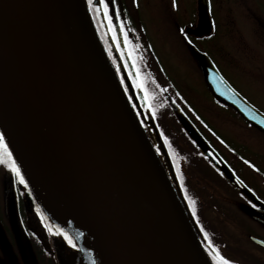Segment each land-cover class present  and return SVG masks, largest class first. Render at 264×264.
Masks as SVG:
<instances>
[{"label": "water", "instance_id": "water-1", "mask_svg": "<svg viewBox=\"0 0 264 264\" xmlns=\"http://www.w3.org/2000/svg\"><path fill=\"white\" fill-rule=\"evenodd\" d=\"M197 2L196 30L208 33L210 2ZM191 51L215 100L264 132V113L206 53L194 44ZM0 130L53 222L76 240L81 264H213L86 0H0Z\"/></svg>", "mask_w": 264, "mask_h": 264}, {"label": "flooded vegetation", "instance_id": "flooded-vegetation-1", "mask_svg": "<svg viewBox=\"0 0 264 264\" xmlns=\"http://www.w3.org/2000/svg\"><path fill=\"white\" fill-rule=\"evenodd\" d=\"M179 1L175 0V6L173 0H115V5L110 2V14L113 15L118 41L112 39L107 20H104L102 15H95L93 12L91 14L93 18L95 16L96 26L108 54L111 46L112 54L109 55L115 64L117 74L213 264H216V261L210 254L208 240H211L220 254L233 264H264V244L260 243L264 241V132L249 123L234 108L215 100L207 89L203 77V81L199 79V83L212 105V107L206 105V108L204 107L206 110H203L202 106L201 108L197 106L195 101L194 94L202 95L199 89L191 87L185 92L176 89L165 77L160 57L157 56L158 53H154L147 37L148 32H152L168 48H171L170 40L174 39L176 44L180 45L178 49L186 50V57L194 66L196 65L202 76L197 59L190 48L191 45H196L211 57L235 90L264 113V104L242 91L232 78L226 75L227 70L234 71L238 77L240 75L244 81L253 82L256 88L264 93V0L260 2L263 8L262 15H252L254 21L256 19L259 24V36L261 46L263 45L258 54L261 60L259 66L250 63V55L245 51L212 49L213 40L218 37L220 24L218 11L228 2L237 3L238 0H210L212 29L208 33L196 30L197 0L194 12H183L181 19L183 24L177 19L180 18V14L169 17L166 15V11L182 8ZM247 1L241 0L243 5H247ZM116 7L120 9L119 20L114 15ZM150 8L154 11L155 17L152 21H147L144 10L148 11ZM121 20L125 23L131 44L124 43V35L119 28ZM173 23L176 24L177 30L173 28ZM181 29H184V32H181ZM209 39L207 47L202 46L201 41ZM117 42L120 43L119 49L116 47ZM136 45L139 47H135ZM171 50L177 52L173 48ZM129 52L135 55L134 59L132 55H128ZM113 54L119 55L116 63ZM151 64L153 67L149 71ZM137 72L139 76H136ZM134 79L144 82L150 97L147 102L144 101L145 90L133 86ZM148 104L155 109V116L152 115ZM190 129L217 153L224 167L212 159ZM25 179L27 180L26 177ZM28 186L32 188L30 183ZM32 191L28 194V190L17 182L15 173L6 165L0 164V264L17 262L32 264L27 259V240L30 241L31 252L38 259L43 256L37 249L41 245L44 247V249L41 247L44 253L45 251L51 253L41 240L43 235L39 232V229L41 230L39 227L40 224L45 226L41 219L43 213L37 211L38 204ZM189 197L194 204L189 203ZM51 228L52 237L56 238L57 243L59 239L64 246L63 249L68 251L65 252L63 259L69 263L77 248L70 247L62 235H56L55 226ZM205 232L208 234L207 238ZM46 255L50 257V254ZM51 261L53 262L52 259Z\"/></svg>", "mask_w": 264, "mask_h": 264}, {"label": "rangeland", "instance_id": "rangeland-1", "mask_svg": "<svg viewBox=\"0 0 264 264\" xmlns=\"http://www.w3.org/2000/svg\"><path fill=\"white\" fill-rule=\"evenodd\" d=\"M179 2H180V5L182 6V8L179 10L172 9V11H166V15H168V17H169V15L172 16L173 14H180V18H177V19H178L179 23L183 24L184 22H183V20H181L183 17L182 16L183 12L184 11H187L189 13L194 12L196 0H180ZM230 2H228V4H226L225 6H223V8L220 11H218V13H217V17L219 19L220 24L218 27V37L213 40L214 44L212 46V49H215L217 51V49L221 50L222 48H225V49L230 50L231 52H233V51L236 52L238 49L241 52L245 51L246 53H249V55H250V63L252 65H258L259 66V64L261 63V60H260L258 54H260V52H261L260 49L262 48L263 45L261 46V38L259 36L260 35L259 24L256 21V19L254 21V18H252V15L253 14H255L257 16L262 15V9L263 8H262L261 3H260L261 0H257V1L248 0L247 5H243L241 0H238L237 3L233 2V1H230ZM237 4H238V6H237ZM248 6H250L251 8H249ZM167 9L169 10L168 7H167ZM144 11H145L144 15H145L147 21H152L153 18L155 17L154 11L151 8L148 11L146 9ZM92 19H93L92 22H93L95 31L98 34L99 31H98V28L96 26L95 20H94V18H92ZM158 25H159V22H157V26ZM172 26L174 29L177 30L175 23H173ZM98 36H100V35H98ZM147 37L149 40V44H150L151 48L153 49L154 53H158L157 56L160 57V60L163 64V68L165 69V73H166L165 77L168 79V81L170 83H173L175 88L178 90H181L182 92L187 91L191 87L199 89L200 94H202V95L198 96V95L194 94L195 101L197 102V106H200V108L202 106L203 110H206L205 109L206 105H209V107H212V105L208 102L206 96L203 93V92H205V90H203V87L199 83V79L202 80L201 73L199 72L196 65L194 66L193 62L191 60H189L188 57H186V55H185L186 50L182 51V50L178 49L180 45H177L176 44L177 42L174 39L170 40V44H171V48L175 49L177 52L172 51L171 48H168L166 44L161 43L160 40L157 37H155L152 32L149 31ZM100 38H101L100 40H102V37H100ZM209 41H210V39L207 41L206 40L201 41L202 46H204L206 48L207 43ZM213 54H214V52H213ZM112 57L116 63V58L119 57V55L113 54ZM110 60H112V59H110ZM147 64H149V61L147 62ZM151 67H153L152 64H151V66H149V71H150ZM133 71H134V69H133ZM152 71L154 73H157L156 70L152 69ZM200 71H201V69H200ZM226 75H228V77L232 78V80L235 82V84L242 91L249 94L250 97L252 96L255 100L259 101L261 104H264V93H262L261 89L256 88V86L253 84V82L252 83L247 82V80L244 81L243 77L240 75L238 77V74H236L234 71L232 72L230 70H227ZM164 83L166 85H169L165 81H164ZM253 86H255V87H253ZM170 90H172L171 87H170ZM228 137L230 138L231 136L228 135ZM25 177L27 178L28 183H30L31 179L27 176H25ZM30 184L32 185V183H30ZM34 196L36 198V202H37L39 208L41 209L40 211L43 213V215L45 217H47L46 220H42L43 224L44 225L45 224H48V225L52 224L51 226H53V224H55V222H53L52 218L49 215L48 210L46 208H44L45 206L43 205V203H41V201L39 199L38 192H37V194L35 193ZM42 222H40V223H42ZM51 226H49V227H51ZM39 228H41V230H42V232H41V230L39 229V232L42 233V235H43V237H41V240L47 246V249L49 248L51 250V253H47L45 251V255L50 254V257L47 255L46 256L43 255L42 258L39 257V259H38V257L31 252L30 241L27 240L26 241L27 252H28L27 259L30 261V263H32V264H71L72 263L73 264V259H74L75 264H81V257L80 256L77 257L78 253L76 251H75L74 257L72 256V258H73L72 261H70L69 263L67 261H65L63 259V256H64L65 252H68V251L63 249L64 246L62 245V242L59 241V239H58V243L56 242V240H55L56 238L52 237L51 232L49 231L48 227H45V226L43 227L40 224ZM41 247L44 249L43 245L39 246L40 249H41ZM51 259L53 260V262L51 261ZM15 264H22V262H17Z\"/></svg>", "mask_w": 264, "mask_h": 264}, {"label": "snow or ice", "instance_id": "snow-or-ice-1", "mask_svg": "<svg viewBox=\"0 0 264 264\" xmlns=\"http://www.w3.org/2000/svg\"><path fill=\"white\" fill-rule=\"evenodd\" d=\"M110 2L111 4L115 5V0H87V4L89 7V10L91 12H93L95 15H102L104 20H107L108 22V29L111 31L112 33V39L113 40H117L118 41V36H117V32H116V26L113 23V15L110 14ZM173 6H175V0H173ZM114 15L116 17V19H120V9L119 7L115 8V12ZM95 18V16H94ZM120 32L123 33L124 35V43L126 45L131 44V41L128 39V33L125 30V23L121 20L120 21ZM181 32H184V29L180 30ZM189 43H191V41H188ZM107 43V42H106ZM117 49L120 48V43L117 42L116 44ZM135 47H139V45H136ZM109 54H112V49L111 46H109ZM124 55V53H122V56ZM129 56H131V52L128 53ZM135 63V61H133V64ZM125 67H127V62L125 63ZM131 75V73H130ZM139 72L136 73V76H139ZM133 86L136 87L137 89H144L145 90V96H144V101L147 102L150 97L147 94V91L145 89V85L144 82L142 80L138 81L136 79L133 80ZM148 107L151 109L152 111V115L155 116V109L152 108V106L150 104H148ZM253 119H255V117H253ZM260 123L264 124V120L260 121ZM165 142L167 143V137H165ZM169 147H171L169 145ZM247 163V162H246ZM0 164H4L6 165V167L13 173H15L16 177H17V182L20 185H23L25 189H27L29 191V193L31 192V189L28 186V181L25 179L24 175L21 172L20 166L16 163L15 159L12 156V152L9 150L8 147V143L5 141V134L4 132L0 131ZM254 167V165H253ZM179 175V169H178V173ZM181 184L183 185V177L181 176ZM185 195L187 196V192H185ZM189 203L190 204H194V201L191 200V198L189 197ZM249 203L251 204V201H249ZM253 207H255V205H252ZM37 211H40L39 206H37ZM194 214H195V210H193ZM41 219L42 220H46L47 217H45L44 215H41ZM45 227L49 228V231H52V228L49 227L48 224H45ZM57 231H56V235H62L64 237V239L67 241V243L72 247V248H77L78 244L76 242V240L73 238V236H71L66 230H64L63 228H60L59 225H56ZM205 237L207 238L208 234L207 232L204 233ZM78 235L83 236V233H78ZM260 243L264 244V241H260ZM208 246H209V251L210 254L212 256V259L214 261H216V264H233L232 261L226 259L224 256H222L219 252V249L212 244L211 240H208ZM92 264H96V261L93 260Z\"/></svg>", "mask_w": 264, "mask_h": 264}, {"label": "bare ground", "instance_id": "bare-ground-1", "mask_svg": "<svg viewBox=\"0 0 264 264\" xmlns=\"http://www.w3.org/2000/svg\"><path fill=\"white\" fill-rule=\"evenodd\" d=\"M21 165H22V164H21ZM22 167H23V170L25 171V173L28 174L26 168H25L23 165H22ZM64 208H65L64 210L67 212L65 206H64ZM82 264H90V263H89V261H88L86 258H83V259H82Z\"/></svg>", "mask_w": 264, "mask_h": 264}, {"label": "trees", "instance_id": "trees-1", "mask_svg": "<svg viewBox=\"0 0 264 264\" xmlns=\"http://www.w3.org/2000/svg\"><path fill=\"white\" fill-rule=\"evenodd\" d=\"M132 55V58L134 59V57H135V55L132 53L131 54ZM159 125H160V123H159ZM160 127H161V125H160ZM163 131V130H162ZM38 250H39V254L40 255H45V253L43 252V250L42 249H40V248H37ZM43 257V256H42Z\"/></svg>", "mask_w": 264, "mask_h": 264}]
</instances>
